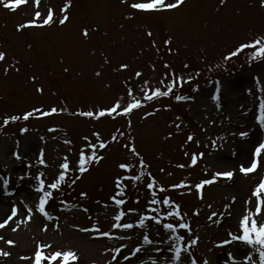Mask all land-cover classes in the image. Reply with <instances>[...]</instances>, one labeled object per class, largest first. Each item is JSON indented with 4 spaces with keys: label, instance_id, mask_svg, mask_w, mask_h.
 Instances as JSON below:
<instances>
[{
    "label": "rangeland",
    "instance_id": "1",
    "mask_svg": "<svg viewBox=\"0 0 264 264\" xmlns=\"http://www.w3.org/2000/svg\"><path fill=\"white\" fill-rule=\"evenodd\" d=\"M133 2L146 0H127V3L124 0H41L38 10L45 13L51 8L55 23L22 31L18 30L19 26L32 18L31 4L21 11L27 18L0 5V52L5 54V59L0 61V132L9 130L0 136V165L8 176V180L0 177V222L9 217L13 206L19 210L0 229L3 237L0 250L11 253L9 257H0V264H34L37 245L47 243L56 250L74 251L79 259L69 264H152L153 260L157 264H190L186 257L181 261L173 257L171 245L176 243V236L167 229L152 230L155 231L152 245L142 242L145 227H136L134 235H129L131 229L125 230L118 234V239L113 233L110 234L113 238H98L99 232L82 231L94 219L98 218L99 225L105 222L99 216L115 223L113 217L119 210L103 207L114 204V196L125 201L119 207L136 219L168 214L167 205L155 212L145 207L154 195L170 198L174 205L186 210L198 203L201 205L203 219L193 233L199 237L196 250L203 261L261 264L258 248L233 241L232 236L243 235L244 215L249 216V228L253 221L259 222L258 227L264 224L261 221L264 210L256 216V199L252 195L264 176V154L256 172L248 175L239 172L240 165L250 166L255 146L264 142V126L259 124L260 105L264 103V74L261 73L264 64L244 67L222 83L217 82L220 84L215 87L208 84L217 81L219 74L220 78L226 77L238 66L246 65L259 51L257 46L245 49L231 60L225 59L239 44L264 38V0H185L176 10L157 13L136 12L130 7ZM65 7L67 12L62 11ZM64 15L69 20L60 25ZM85 30L89 33L87 37L83 35ZM148 32L152 33L151 37ZM167 40H171L170 45L165 44ZM122 65L128 67L125 69ZM137 72L142 73L139 78ZM173 79L177 83L169 96L154 97L152 101L144 99L145 94L157 88L167 91ZM220 92L223 99L217 98ZM132 96L143 106L128 115L113 113L97 119L100 111L116 102L121 104L118 111H122L134 102ZM177 96L184 99L177 100ZM190 97L192 101L188 104ZM37 108L44 111L56 108L57 112L43 116L34 111ZM29 111L33 116L24 120ZM84 112L94 115L87 117L82 115ZM13 116L21 118L11 120ZM200 126L202 133L197 128ZM31 127H36L35 133L43 140L59 147L56 158L50 154L38 158L39 142L35 134H32L34 138L25 137L21 142L10 133L11 130L17 134L28 133L34 130ZM194 131L209 153L202 157L209 169L200 163L193 164L195 155L188 156L191 162L185 156ZM241 132H248V137L241 138ZM95 133H99V139ZM100 140L107 148H99ZM92 144L96 145L97 155L104 159L91 162L87 165L89 170L81 176L80 153L91 156ZM133 146L138 155L130 150ZM41 159L44 164L40 163ZM56 160L61 161L58 165L68 162L69 171L66 180L60 182L57 190L52 189L49 198L55 209L64 201L68 206L55 220L49 211L47 216L39 213L37 204L43 195L39 196L35 189L39 187L40 173L44 177L63 172L60 166L55 168ZM122 163L128 164L130 170L120 168ZM200 168L205 172L235 170V175L232 180L221 178L202 189L205 200L200 201V191L194 183L202 173ZM141 173V179L135 180ZM190 175L193 179L188 178ZM76 177L79 178L72 184ZM118 180L122 181L119 188ZM53 182L48 179L46 185L49 187ZM149 184L159 185L166 191L160 192L155 185L150 189ZM121 192L123 195H117ZM81 193H87L85 199H80ZM174 197L182 204L174 201ZM29 207L32 219L22 222ZM69 208L84 212L77 214ZM129 209L136 211L129 212ZM73 214L77 216L74 219L69 217ZM45 225L47 232L43 230ZM14 227L18 229L15 232ZM109 227H104L100 234L109 232ZM122 237L132 238L134 248L125 249L128 244ZM8 240L14 241V246ZM137 247L143 250L133 257L132 251ZM21 256L33 259L22 260ZM125 256L131 259L125 260Z\"/></svg>",
    "mask_w": 264,
    "mask_h": 264
},
{
    "label": "snow or ice",
    "instance_id": "2",
    "mask_svg": "<svg viewBox=\"0 0 264 264\" xmlns=\"http://www.w3.org/2000/svg\"><path fill=\"white\" fill-rule=\"evenodd\" d=\"M35 2V7L36 9H39L40 7V3L41 0H34ZM125 3H127V0H124ZM29 3V0H0V5L3 6V8H5L6 10L15 12L17 9L21 8L22 6H25ZM185 3V0H175V2H169V0H146V2H133L130 7L136 11V12H142V13H157V12H165V11H172V10H176L178 8H180L183 4ZM70 7V5L68 6ZM68 7H65L62 9L63 12H67L68 11ZM69 17L68 15H64L62 19L59 20V24L60 25H64L66 22H68ZM53 23H55L54 21V13L53 10L51 8L48 9V11L46 13H42L39 10L34 11L33 17L31 20H29L27 23L21 24L18 28L19 31H22L25 28H43L46 26H51ZM88 31L85 30L83 35L85 37L88 36ZM148 36H152L151 32L147 33ZM166 45H170L171 44V40H167L165 41ZM257 46H259V51L256 52L253 56V58H255L256 56H264V38H256L254 40V42L251 43H241L237 46V48L232 51L230 53L229 56L225 57V59L227 60H231L233 57L238 56L241 52H243L245 49H256ZM170 50V49H169ZM5 59V54L3 52H0V61H3ZM127 65H122V68H127ZM167 67V65H166ZM97 75H100V73H97ZM142 75V73L137 72L136 76L139 78ZM190 83V81H188ZM177 81L175 79H173L172 83L169 84L167 86V91H162L159 88L155 89L154 91H152L151 94H145L144 99H146L147 101H152L154 97L159 98V97H167L169 96L172 92L174 87L176 86ZM180 86H183L184 81L181 80L180 82ZM39 91H43V89H40ZM128 95H132L131 90H129ZM218 98V97H217ZM132 99L134 102L127 104L126 107H123L122 111H118V109H121V104L119 102H116L111 108L107 109V110H102L99 112V115L97 116V119H99L100 117H104V116H112L113 113H116L117 115H128L130 113H132V111L134 109L140 108L142 107V103L135 97L132 96ZM177 100H182L184 99V97L182 96H177L176 97ZM35 112H39L41 113V115L43 116H48L51 114H54L57 112L56 108H52L50 109V111H44L42 109H35ZM82 115L87 116V117H92L94 114L93 112H84L82 113ZM149 115H151V113H149ZM33 116V112L29 111L27 112L24 116L23 119L24 120H28L30 117ZM21 117L19 116H13L11 117V120H19ZM8 121H5V123H7ZM259 124L261 126H264V103H262L260 105V116H259ZM177 127H179V125H177ZM28 129L25 128L24 132H27ZM97 139H99V133H95ZM249 133L248 132H241L240 136L241 138H246L248 137ZM88 138L85 137V140H87ZM189 139H192L191 137H189ZM65 143H70V141H65ZM107 144L103 141L100 140L99 143V148L100 149H105L107 148ZM93 151L91 156H85L83 151H81L79 159H78V170L80 175L82 176L86 171H88V167L87 165H89L91 162H96L98 163L100 160L104 159V156L102 155H97L95 149H96V145L92 144L91 145ZM125 147H128L127 145H125ZM134 154L138 155V153H136V149L133 146L130 149ZM262 154H264V142H259L257 146H255L254 151H253V160L250 162V166H245V165H240L239 166V172L244 174V175H248L250 173H254L257 171V169L259 167H261L262 161H261V156ZM201 158H202V154H201ZM17 159H19V156H17ZM67 157H65V161H67ZM195 159H193V164H195ZM41 164H44L45 161L43 159L40 160ZM143 163V162H141ZM63 172L61 174H59L58 176V180L51 183L49 185V187L53 190H57L58 186L60 184V182H64L66 180V176L67 173L69 171V163L65 162L61 165ZM179 167L183 168L184 165H179ZM120 168L122 169H129L130 167L128 164L126 163H122L120 165ZM163 171V170H161ZM44 173H40L39 176L37 177V179L39 180V187L35 189V191L37 192H43V196L39 198L38 200V211L39 213L47 216L48 213L46 212V204L49 201V198L52 196V193L44 191L45 188V181L43 179H40V177H43ZM143 174L141 173L140 175H137L134 177L135 180H140L141 176ZM235 175V170H227V171H217L214 174L213 178L210 179H206L202 182H200V184H198L196 187L197 189H203L205 185H212L214 183L217 182L218 178H224L227 180H232L233 177ZM79 177H76L75 179H72L71 183L75 184L76 179H78ZM122 181H117V187H121ZM148 187L151 189L153 187L152 184H149ZM173 187H177V185H174ZM166 189L161 187L160 188V192H165ZM264 191V180H261L259 182V185L256 187L255 191H254V195L259 197L260 193ZM117 195H123V193H118ZM82 197H86L87 193H81ZM202 198V197H201ZM114 204L117 206V208H119V206L123 205L125 203V201L123 199H117L115 196L112 197ZM163 203L167 206H169V208H178V206L174 205L173 202H171L170 198H161V200H157L155 198V195L153 196L151 203L152 204H159V203ZM235 202V201H234ZM246 203H253L252 201H247ZM211 207V206H209ZM262 210H264V201H260V205L256 206L255 211L256 213L259 215L261 214ZM18 208L13 206L11 209V214L9 215V217L4 220L3 222H0V229H3L6 227V225L12 221V219L14 217L17 216L18 214ZM85 211H87V209H85ZM129 212H135V209H129ZM153 212L156 211L155 208L152 209ZM27 212L28 215L26 216L25 220L22 222H28L31 221L32 219V208H27ZM125 215L124 212H120L119 214L114 215V220L116 221L114 227L119 229V228H123V229H133L134 228V224L133 223H123L121 224L120 221L122 220V217ZM169 216L175 215L177 217L180 216V212L177 210L175 212H169L168 213ZM196 215H198V213H196ZM213 216H215V213L212 214ZM151 220L155 221L156 224H160L161 221L159 219H157L156 217H151ZM182 219V217H181ZM261 221H264V216H261ZM259 222L258 221H253L251 228H249V216L244 215L243 219L241 221V226L243 229V235L241 237H239L240 240L246 242L247 245L250 246H259L258 247V252H259V258L261 261V264H264V225L258 227L257 224ZM146 226L145 223V219H141L139 221V227L140 228H144ZM164 228L167 229L169 232H174L177 229L174 227L173 223H165ZM179 228L180 229H185L188 231V245L189 247H181L180 243L181 241L185 240L184 236L178 235L175 237V241L176 243L171 245L173 252H174V258L177 261H181L182 258V253H188L190 251V248H194L198 243H199V237H192L191 236V230H190V225L186 224V223H179ZM17 228H13L12 231H17ZM43 230L45 232H47V225L44 226ZM92 231H96V232H100L99 228L96 229H91ZM82 231H90V229H82ZM255 234V238L252 237V234ZM104 236L109 235L107 232H103L101 233ZM3 237H0V240H2ZM142 239L144 244L146 245H152L154 243V241L152 239L149 238V236L147 235H142ZM237 239V237L235 235L232 236V240L235 241ZM7 243L10 246H14V241L8 240ZM221 246V245H218ZM48 249H51V252H47ZM142 248L141 247H137L134 249V251H132V256L135 257L138 253L142 252ZM11 255L10 252L7 251H3L0 250V257H9ZM117 256L120 255V250L117 249ZM62 258V264H69V261H75L78 260L79 257L77 256V254L74 251H60V250H56L52 244L47 243V244H39L37 245L35 251H34V264H45V262H47V264H56V262L58 260H61ZM22 260H32L33 257L32 256H21ZM113 259H116V257L114 256ZM125 260H130L131 258L128 256L124 257ZM249 260H251L252 258L249 256L248 257ZM152 264H157L156 260L152 261ZM190 264H198L197 261L195 260H191L190 258ZM204 264H208V261L205 260Z\"/></svg>",
    "mask_w": 264,
    "mask_h": 264
}]
</instances>
